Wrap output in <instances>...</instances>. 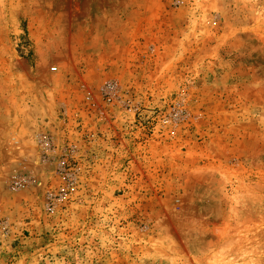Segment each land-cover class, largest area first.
<instances>
[{
	"label": "rangeland",
	"instance_id": "1",
	"mask_svg": "<svg viewBox=\"0 0 264 264\" xmlns=\"http://www.w3.org/2000/svg\"><path fill=\"white\" fill-rule=\"evenodd\" d=\"M0 264H264V0H0Z\"/></svg>",
	"mask_w": 264,
	"mask_h": 264
},
{
	"label": "built area",
	"instance_id": "2",
	"mask_svg": "<svg viewBox=\"0 0 264 264\" xmlns=\"http://www.w3.org/2000/svg\"><path fill=\"white\" fill-rule=\"evenodd\" d=\"M113 91V86L112 85H108L107 87H106V95H109V98H108V102H110L111 101V99H112V97L110 96V93Z\"/></svg>",
	"mask_w": 264,
	"mask_h": 264
}]
</instances>
